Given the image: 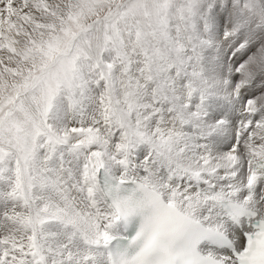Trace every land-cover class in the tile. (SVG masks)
<instances>
[{"label": "snow or ice", "instance_id": "obj_1", "mask_svg": "<svg viewBox=\"0 0 264 264\" xmlns=\"http://www.w3.org/2000/svg\"><path fill=\"white\" fill-rule=\"evenodd\" d=\"M0 264H264V0H0Z\"/></svg>", "mask_w": 264, "mask_h": 264}]
</instances>
